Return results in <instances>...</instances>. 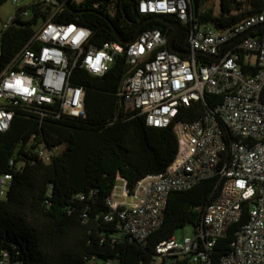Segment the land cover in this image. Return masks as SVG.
Segmentation results:
<instances>
[{
    "label": "built area",
    "instance_id": "built-area-1",
    "mask_svg": "<svg viewBox=\"0 0 264 264\" xmlns=\"http://www.w3.org/2000/svg\"><path fill=\"white\" fill-rule=\"evenodd\" d=\"M42 1L50 7L47 17L38 19L31 38L0 64V132L9 129L18 107L42 117L85 116L86 91L71 83L73 71L80 67L104 75L121 54L129 70L119 95L128 107L144 113L149 125H173L179 150L165 171L140 179L133 192L116 184L105 220H116L121 234L143 241L164 222L173 191L219 177L221 189L206 206L201 228L194 236L160 241L159 258L176 255L192 264H212L213 246L246 209L248 220L219 264H264V27L228 44L220 59L197 60L198 54H219L223 43L264 23V4L259 12L220 31L197 20L191 0H137L140 13L172 16L189 25L187 50L192 53L185 55L170 49L169 35L159 27L142 29L129 43L115 39L94 45L89 27L56 20L66 0ZM30 14V9L20 13L24 18ZM40 20L44 22L36 28ZM206 93L221 100L191 121L179 118L183 108L206 104ZM37 150L46 161L57 151L42 144ZM12 184L11 172L0 174V200ZM105 264L120 262L110 258Z\"/></svg>",
    "mask_w": 264,
    "mask_h": 264
},
{
    "label": "trees",
    "instance_id": "trees-1",
    "mask_svg": "<svg viewBox=\"0 0 264 264\" xmlns=\"http://www.w3.org/2000/svg\"><path fill=\"white\" fill-rule=\"evenodd\" d=\"M5 1L0 0V7ZM207 1L201 0L197 20L220 31L259 12L264 4V0H220L216 13L212 7H204ZM24 9L31 10L27 18L20 15ZM49 10L42 0L18 8L2 31L0 64L31 38L34 25ZM150 15L140 13L137 0H66L56 20L89 27L90 43L99 46L117 39L116 32L122 41L129 40ZM155 27L172 33V27L159 19L147 21L143 29ZM189 30V25L181 24L177 47L187 50ZM197 60L213 61L205 54H198ZM128 70L121 54L104 75L77 67L70 81L86 91L85 116L42 117L18 107L9 129L0 132V174H13L8 196L0 200V264H105L110 258L120 264L190 263L188 257L176 255L159 258L156 246L188 223L196 230L201 228L206 206L221 189L219 177L173 191L164 222L143 241L121 234L116 220L104 218L111 211L108 200L120 174L133 192L140 179L165 171L179 150L173 125H149L146 115L128 107L119 95ZM205 100L206 104L183 108L179 118L195 119L221 96L206 93ZM41 144L57 149L51 160L39 156ZM247 220L245 209L242 219L213 246L212 264H219L232 250L235 233Z\"/></svg>",
    "mask_w": 264,
    "mask_h": 264
},
{
    "label": "water",
    "instance_id": "water-1",
    "mask_svg": "<svg viewBox=\"0 0 264 264\" xmlns=\"http://www.w3.org/2000/svg\"><path fill=\"white\" fill-rule=\"evenodd\" d=\"M191 3H192L193 10H194V14L197 16L199 14L201 0H191ZM151 19H159V20L165 21L166 23H168L172 27V33L169 35V47H170L171 50H173L174 52L180 53V54H185V55H190L192 53V51L181 49V48L177 47L176 44H175V40H176L177 34H178V32L180 31V28H181V23L178 20H169V19H167L166 16L161 15V14H152V15L148 16L146 19H144L139 24L134 36L132 38H130L129 40L122 41L120 34L117 33V32L115 33L116 38L118 40H120L121 42H123V43H129V42L134 41L137 38V36L140 34L141 30L143 29L144 24L147 21L151 20ZM260 27H264V23H260V24H258L256 26H253V27L249 28L248 30H246L245 32H243V33L239 34L238 36L234 37L233 39L223 43L222 46H221V50H220L219 54H217V55H212V54H208V53H206V54L209 55V57H211L212 59H215V60L220 59L222 54H223L224 48L228 44L234 43L238 39L242 38L243 36H245L247 34L252 33L254 30H256V29H258ZM200 52L201 51H199V50L195 51V53H200ZM119 177L124 179L121 174L119 175Z\"/></svg>",
    "mask_w": 264,
    "mask_h": 264
},
{
    "label": "rangeland",
    "instance_id": "rangeland-1",
    "mask_svg": "<svg viewBox=\"0 0 264 264\" xmlns=\"http://www.w3.org/2000/svg\"><path fill=\"white\" fill-rule=\"evenodd\" d=\"M38 0H24L23 3H15L13 0H6L3 5L0 7V48H1V35L2 31L5 29L6 24L9 21V18L13 16L18 8L25 2L32 3ZM204 7H212L217 13L220 9V0H208ZM44 20H40L39 24L36 25V28H39L43 24ZM196 228L193 224L188 223L184 227H181L176 230L175 236L178 239H182L186 236H194ZM192 264V263H189Z\"/></svg>",
    "mask_w": 264,
    "mask_h": 264
},
{
    "label": "crops",
    "instance_id": "crops-1",
    "mask_svg": "<svg viewBox=\"0 0 264 264\" xmlns=\"http://www.w3.org/2000/svg\"><path fill=\"white\" fill-rule=\"evenodd\" d=\"M117 184H118L120 187H123V186L126 185V182H125L124 179L118 177V182H117Z\"/></svg>",
    "mask_w": 264,
    "mask_h": 264
}]
</instances>
